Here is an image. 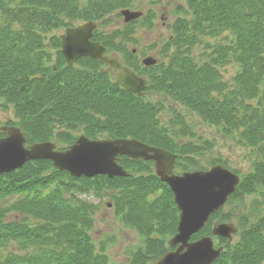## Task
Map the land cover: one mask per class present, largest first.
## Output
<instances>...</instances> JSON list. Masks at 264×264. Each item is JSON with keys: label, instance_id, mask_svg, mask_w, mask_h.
Masks as SVG:
<instances>
[{"label": "trees", "instance_id": "1", "mask_svg": "<svg viewBox=\"0 0 264 264\" xmlns=\"http://www.w3.org/2000/svg\"><path fill=\"white\" fill-rule=\"evenodd\" d=\"M77 2L78 0H22L19 7L8 9L7 20L5 19L9 22L8 27L4 26L6 22L2 19L3 16H0V105L5 103V106H13L15 116L19 119L16 125L23 129L29 144L50 141L57 126H65L58 137L72 142L73 135L70 129L73 130L78 125L100 129L103 123L116 137L131 136L149 144L175 150L180 142L177 144L165 129H160L156 120L155 110L158 109L156 105L151 102L146 104L145 98L137 97L121 88L108 73L100 71L96 60H87L88 67L67 66L61 52L60 36L53 35L48 46L58 51L56 64L63 69L56 71L54 64L46 62L45 59L50 57L51 52L47 49L42 33L74 26L76 21H95L104 16L109 9L105 8L104 13L103 6L97 3L100 0H93L92 3L89 2L92 4L90 7L81 9ZM187 2L190 19L178 21L176 32L179 40L190 47L199 41L200 34L203 37L231 33L232 43L218 45L216 56L219 60H226L230 53L240 52L238 56L233 53L242 67V72L237 74L240 89L223 92L227 86L215 84L218 79L217 71L209 63L199 67L190 54L189 57H179L176 54L161 68V75L152 77L151 90L155 94L161 91L162 96L166 98L174 97V102L182 103L199 112L207 121L223 125L224 134L227 136L236 139L235 132L238 130L241 143L257 148L260 158L253 164V172L242 179L232 195V201L242 203V207L233 211L230 209L227 213L220 211L221 214L214 218L235 220L241 226V231L237 241L228 244L226 250L213 264H263L264 215L257 213L260 208L257 200L252 203L251 208H247L245 201L256 192L264 196V0H187ZM129 6L128 2L121 3L122 8ZM14 21H19L23 28H15ZM132 24L127 26L130 27ZM226 38L231 39L228 36ZM104 41L108 46L115 45L112 39ZM245 80L252 83L251 88L245 84ZM214 90L221 94L214 96ZM246 97L250 100L255 99V102L247 103L249 99L247 101ZM239 105L246 112L235 116L234 110H237ZM101 116L107 120L101 122ZM1 125L3 124L0 122ZM5 125L13 123L6 122ZM179 133L176 132L177 135H180ZM191 136H196L194 131ZM206 145H202L201 148L189 142L181 152L196 153L205 150ZM190 161L192 166L202 168L193 160ZM50 163L35 161L16 172L0 174V198L24 195L29 199L18 203L19 209L46 220L42 225L32 229L30 227L33 226L29 225L9 226L11 222L6 221L5 224L0 214V243L17 235L27 241L32 237L43 241L44 230L58 222L60 225L53 227V239H50L53 241V247L60 246V251L50 247L44 256L24 260L27 264H101L100 257L102 260L105 257L96 254L87 233V229L91 227L94 207L78 201L74 195L77 179L67 184L61 176L66 172L56 171L50 176H44V173L50 170ZM217 163L227 166L222 160ZM148 164L150 163L137 164L142 170L148 171L143 172L137 167L146 175L103 179L104 184L97 183V188L111 190L120 188L124 192L123 199L132 195L130 211L138 212L135 214L139 216L154 215L159 210H154L153 203H144L141 208L135 210L140 198L143 195H146L145 198L150 195L147 190L155 185L154 190L165 185L151 173V170L149 171ZM124 188L136 189V193ZM66 193H71L70 199L65 198ZM237 196H240L239 200L235 199ZM122 198L117 195L115 201L120 203ZM173 205L175 204L171 203V198L165 195L164 210L169 217L163 220L162 224L166 226L169 221L173 225L174 231L170 233H175L178 220V210ZM251 219L255 220L254 224H250ZM211 229L212 222L201 233L194 235L193 239L200 234H211ZM165 230L168 228L165 227ZM152 239L147 240L146 252L149 250L152 255H156L160 247L164 250L165 246L155 238ZM62 240H66L67 243H60ZM220 242L228 243V240L220 238ZM146 252L140 251L138 259L136 258L133 264L154 262L160 257L143 255Z\"/></svg>", "mask_w": 264, "mask_h": 264}, {"label": "rangeland", "instance_id": "2", "mask_svg": "<svg viewBox=\"0 0 264 264\" xmlns=\"http://www.w3.org/2000/svg\"><path fill=\"white\" fill-rule=\"evenodd\" d=\"M89 2L92 3L93 0H78L77 4L81 9L82 7H90L92 4H89ZM100 2L97 3H99V6H103L102 10L104 13L105 8L109 9H107L108 12L104 16L95 20V22L98 23V38L101 40L99 41L104 42V40L114 39V43L117 44H131V46L128 47L129 49L136 47L138 50L135 52L132 61L137 63L136 68H140L142 74H145L146 78L150 81H152L151 79L153 76H159V74L161 75V68L166 66L171 61V58L176 56V54L179 57H189L190 54V56L195 59L194 62L198 64L199 67L203 64L209 63V65L217 71L218 79L215 84H225L227 88L223 92L240 89L239 84L237 83V74L242 72V67L238 62V59L233 56L234 52H232V54L230 53L228 55L230 57L226 60H219L216 56L218 45H223L224 43L229 42L232 43L231 41H233V35L231 33H222L219 36H213L211 34V36L205 35L203 37H201L200 34L199 41L193 45L191 44L190 47L189 44H185L183 41L181 42V39L179 40L178 32H176V26H174V21L176 18L181 16H183V19H190L189 9H187V0H100ZM122 2H128L130 5L129 9L142 10L145 14H150L151 9H153L156 13V19H154L152 25L145 24L139 20L134 22L132 26L128 27V24L124 22L123 17L119 15L121 10L124 9L121 7ZM21 3L22 0H0V16L4 17H2V19L5 20L7 18L6 14L9 13L8 9L13 10L19 7ZM6 20L4 26L8 27L9 22ZM14 23L15 28H23L19 21H14ZM83 23L84 21H76L75 25ZM65 30L66 28H59L48 33H42L45 38V44L48 46L53 35L60 36L65 33ZM226 36L231 39H227ZM47 49L51 52V55L49 58L46 57V62L48 61V64L50 65L54 64L56 71L62 70L63 68L56 64L58 51L52 47L50 48V46H48ZM160 50H163L165 53H161ZM239 53L240 52H236L234 55L238 56ZM117 55L122 59H120L122 62L126 61L125 58L127 56L121 55V52ZM139 56H142L143 58L146 56H152L151 60L155 63L151 64V66H149L150 64L145 66L143 62L140 61ZM82 66L88 67L86 61L78 63L75 67L81 68ZM98 66L99 68L105 67L102 65ZM245 81V84L249 85L251 88L252 83L249 80ZM158 93L159 92H157L154 96H148L145 103L147 104L148 102H151L153 104H157V108L162 107L161 109L155 110L156 120L158 121L160 129H165L170 138L177 141V144L180 142L175 150L177 152L180 151L182 156L180 158L181 161L176 164L174 169L175 174H182L185 171H192L197 168L196 166H192V162L190 160H193L198 163V165L206 168L222 160L226 162L230 170L240 175L242 179L253 172V164L260 158L259 152L256 147L248 146L247 144L240 142L238 130L235 132L236 139L232 136H227L224 134L223 125H217L207 121L205 117L199 115V112L190 109L188 106H184L182 103H178V105L176 102H172L174 101V97L173 100H171L169 97L166 98L161 96L162 100H159L157 98ZM220 94L221 93H219L218 90L213 91L214 96H218ZM248 99L249 98L246 97L247 101ZM254 102L255 99H249L247 103ZM172 109L176 110L174 111ZM245 112L246 110H243V107L240 108L239 105V108L234 110V115L236 116L238 113L243 115ZM178 114H182V118H178ZM100 119L102 120L101 122L107 120L104 116H101ZM0 122L2 124H5L6 122L13 123V125L19 123V119L15 116L12 105L5 106V103L0 105ZM101 127L102 128L98 129L87 127L86 125H78L73 130L70 129V133L72 132L73 135L71 140L73 141L68 142L58 137V135L65 129V126H57L54 129L51 141L57 144L58 150L65 151L70 145L74 144L80 136H86L90 139L98 140L119 138L114 136L112 132L107 129L105 125H103V123ZM193 131L196 134L195 137L191 136ZM176 132H180V135H177ZM1 134L3 133H0V137L5 135ZM130 137L131 136H128L126 138ZM189 142H193L201 148L202 145H207L203 151L200 150L199 152L185 155L181 152V150L189 144ZM182 144L184 145L181 146ZM30 163L32 162H29L28 164ZM121 164L125 170H128V172L132 174L133 177H135L134 175L140 174L146 175L143 172H148L142 170L141 167L137 165L139 163L134 164L130 161L124 160L121 161ZM137 167L143 172L139 171ZM147 167L149 168V171L151 170V173L154 174L153 163L148 164ZM49 169V171L44 173V176H50V174H54L56 171L60 172V170H58L52 162L50 163ZM61 172H66L61 176L65 181H67V184L73 181V179H77L75 185L77 189L74 191V195H76L78 201H82L83 203L86 202V204H90L94 207L91 227L87 229V233L91 238L93 246L95 247L96 254L105 257L103 260L100 257L101 264H133L136 258L139 257L137 255L140 254V250H145L144 252L147 251V240L149 238H155L160 243H164L165 249L162 250L160 247V250L157 251L156 255H152L148 250V252L143 255L148 254L147 256H162L163 251L169 250L166 243L167 240L174 235V233H170L174 231V227L169 221H167L166 226H163L162 224L163 220H166L169 217L164 210L165 195L171 198L172 204L174 202L173 194L168 186L161 185V187L154 190L155 185L153 188L146 191L147 193H150L147 197L148 199L145 198L146 195H143L140 198L139 205L135 210L141 208V205L144 203H153L152 205H154V210H159V212H156L154 215L152 214L151 216L145 217L135 214L138 212L133 213L130 211L131 207L129 206V203L133 201V199H131L132 195L123 199L122 195L124 192L121 191L120 188H115L113 190L106 189L104 187L101 189L97 188V183L100 185L104 184L105 180L103 179H107L106 176H97L94 178L81 176L74 178L67 171ZM124 189L136 193V189ZM117 195L122 198L120 199V203L115 201V197ZM70 196L71 193H66L65 198L70 199ZM27 198L26 196L19 194L5 197L2 196L0 198V211L2 212L0 214L2 215L1 219L5 222V224L6 221H8L11 222L9 226L18 225L19 227H28L27 225H29L33 226L30 228L34 229L35 226L42 225L46 222L45 219L39 218L32 213L22 212V210L19 209L18 203L23 200L27 201L29 199ZM235 199L239 200L240 196H237ZM256 200L260 206L257 213L263 216L264 196H261V193H253L246 199L245 203L247 208H251L252 203ZM241 205L242 203L237 202L236 204H231L230 207H226L227 210L231 209L233 211L238 207H242ZM173 207H176V205H173ZM120 208L123 209L120 210ZM177 216L179 220V212L177 213ZM129 220L139 222L131 223L132 221ZM178 220L176 221L177 223ZM254 221V219H251L250 224ZM50 225L51 224H49V226ZM59 225L60 223L55 222L52 227L45 229V232L43 233L45 238L43 241H39L36 237H32L29 241H27L17 235L11 237L9 240L7 239L4 243H0V264H27L24 260L44 256L45 252L49 250L50 247H52L53 250L60 251V246L54 245L53 247V241L50 239L53 236V227H58ZM138 227H140V229ZM165 227L168 228L167 231L165 230ZM145 229L147 230L145 231ZM238 234H235L232 241H237ZM204 235L206 234H200L193 240H196ZM60 243L66 244L67 241L62 240ZM152 263L153 262H147L146 264Z\"/></svg>", "mask_w": 264, "mask_h": 264}, {"label": "water", "instance_id": "3", "mask_svg": "<svg viewBox=\"0 0 264 264\" xmlns=\"http://www.w3.org/2000/svg\"><path fill=\"white\" fill-rule=\"evenodd\" d=\"M122 14L126 22L141 15L131 11H123ZM95 28L96 24L90 22L67 29L62 36V46L68 64H74L82 56L109 62L111 68L108 71L120 69L116 81L131 93L141 96L146 81L124 68L117 57H107L105 47L99 42L91 41ZM145 63L149 65L155 62L147 59ZM1 130L7 136L0 138V173L17 170L29 160L49 159L59 170H67L74 177L99 174L127 176V172L118 164L119 155L135 160H153L157 174L171 186L181 211L177 234L169 242L170 246L179 244V247L166 253L155 264H212L221 254L223 247L215 249L211 237H203L195 242H190V239L205 226L211 214L226 203L240 182L237 174L223 166L175 175L172 170L176 155L136 139L92 140L81 136L66 151H57L56 144L51 142L35 143L30 149L26 148V138L20 128L7 126L1 127ZM237 231L234 224L222 223L215 225L213 234L232 238Z\"/></svg>", "mask_w": 264, "mask_h": 264}]
</instances>
